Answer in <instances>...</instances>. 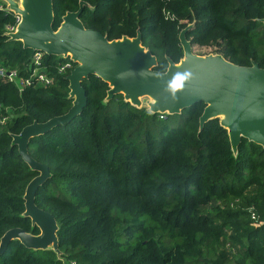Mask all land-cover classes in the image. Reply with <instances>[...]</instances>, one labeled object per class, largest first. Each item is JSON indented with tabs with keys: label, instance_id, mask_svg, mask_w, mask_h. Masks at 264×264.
<instances>
[{
	"label": "trees",
	"instance_id": "trees-1",
	"mask_svg": "<svg viewBox=\"0 0 264 264\" xmlns=\"http://www.w3.org/2000/svg\"><path fill=\"white\" fill-rule=\"evenodd\" d=\"M78 8L82 26L108 41L138 34L158 72L181 59V30L191 51L212 47L230 63L264 69V0H52V29ZM14 23L0 10V67L27 80L18 88L0 76V242L12 228L40 233L23 199L38 172L12 135L72 105L69 72H57L64 58L42 53L34 65L36 52L5 33ZM80 86L79 113L26 145L47 168L33 204L54 219L56 246L10 239L0 264H264V148L241 138L232 151L217 118L199 125L202 102L159 118L122 94L107 98L108 84L94 75Z\"/></svg>",
	"mask_w": 264,
	"mask_h": 264
},
{
	"label": "water",
	"instance_id": "water-1",
	"mask_svg": "<svg viewBox=\"0 0 264 264\" xmlns=\"http://www.w3.org/2000/svg\"><path fill=\"white\" fill-rule=\"evenodd\" d=\"M8 8L20 16L18 25L9 39L19 40L23 48L35 52L64 57L75 62L66 76L72 105L68 111L43 123L24 126L12 135L21 159L38 174L24 189V214L39 229V235H30L19 228L7 230L0 242V253L10 239H17L31 249H54L56 226L52 216L33 204L36 187L46 178L47 168L32 160L26 152L29 138L63 124L79 113L85 104L80 81L94 75L109 86L106 97L122 94L123 99L137 106L138 97L152 100L151 113L177 114L194 103L204 107L198 118L201 126L207 120L224 115L219 125L227 131L232 151L241 138L264 148V69L255 62L239 66L220 55L197 57L192 54L184 30L178 34L182 57L178 63L167 61L164 72L154 70L155 58L140 45V37H121L108 41L93 29H86L78 20L80 8L67 12L59 26L52 29V0H20L19 6ZM264 22V19L261 20ZM190 72L183 89L175 96L167 90L168 82L176 73Z\"/></svg>",
	"mask_w": 264,
	"mask_h": 264
},
{
	"label": "built area",
	"instance_id": "built-area-1",
	"mask_svg": "<svg viewBox=\"0 0 264 264\" xmlns=\"http://www.w3.org/2000/svg\"><path fill=\"white\" fill-rule=\"evenodd\" d=\"M0 10L10 11L14 15V25H6L4 27L6 35L9 37L10 34H13L16 30V26L19 23L20 16L17 13H14V11L10 10L8 8V4L5 0H0ZM41 52H36L32 56V63L34 65L39 64V60L41 57ZM64 61L58 65L57 72L63 73L65 71L70 72L72 68L75 65V62L70 58L69 55H66L64 57ZM32 74H36V68L32 71ZM69 74V73H68ZM0 76H5L7 79L11 80L18 88H21L23 85L27 84V80L21 79L17 76L16 71L13 69L5 70L4 68L0 67ZM36 78L38 81L47 83L48 80L43 75H36ZM159 118H163L164 113H158ZM6 119V116L0 117V123H3ZM250 218H254V214L250 212ZM69 264H74L73 262H70Z\"/></svg>",
	"mask_w": 264,
	"mask_h": 264
},
{
	"label": "rangeland",
	"instance_id": "rangeland-1",
	"mask_svg": "<svg viewBox=\"0 0 264 264\" xmlns=\"http://www.w3.org/2000/svg\"><path fill=\"white\" fill-rule=\"evenodd\" d=\"M5 1L8 2L10 5H17V6H19V2H20V0H5ZM212 49H213L212 47L194 46L192 49V54H194L197 57H201V58H205L208 56H211V57L219 56ZM151 104H152V100L149 97L141 96V97H138V101L136 105L138 107H144L145 109L150 111ZM223 118H224V115L220 114L217 116L218 121L223 120ZM176 124H177V120H175V122L167 121L168 126H172Z\"/></svg>",
	"mask_w": 264,
	"mask_h": 264
},
{
	"label": "clouds",
	"instance_id": "clouds-1",
	"mask_svg": "<svg viewBox=\"0 0 264 264\" xmlns=\"http://www.w3.org/2000/svg\"><path fill=\"white\" fill-rule=\"evenodd\" d=\"M191 77L190 72L176 73L172 79L168 82L167 90L175 96L176 92L183 89L185 81Z\"/></svg>",
	"mask_w": 264,
	"mask_h": 264
},
{
	"label": "crops",
	"instance_id": "crops-1",
	"mask_svg": "<svg viewBox=\"0 0 264 264\" xmlns=\"http://www.w3.org/2000/svg\"><path fill=\"white\" fill-rule=\"evenodd\" d=\"M39 234H40V233H39ZM39 234H38V235H39ZM50 248H51V247H50Z\"/></svg>",
	"mask_w": 264,
	"mask_h": 264
}]
</instances>
